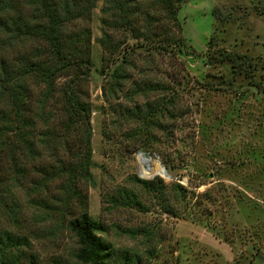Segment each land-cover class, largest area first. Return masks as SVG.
<instances>
[{
  "label": "rangeland",
  "instance_id": "1",
  "mask_svg": "<svg viewBox=\"0 0 264 264\" xmlns=\"http://www.w3.org/2000/svg\"><path fill=\"white\" fill-rule=\"evenodd\" d=\"M102 6L98 0L90 24L88 202L90 216L104 228L98 236L110 247L109 264H264V0H183L180 35L189 47L174 55L133 48L130 80L113 96L107 88L114 67L102 64ZM219 49L247 55L257 66L254 77H236L229 64L217 63ZM21 51L0 31V66ZM141 81L167 84L175 100L173 116L161 117L166 130L156 132L150 156L140 155L148 153L139 125L125 114L161 97L132 95L133 83ZM161 165L171 179L160 176ZM136 176L164 180L175 216L162 211L161 196L147 192ZM176 183L187 190L186 199H178ZM123 190L136 193L147 211L115 206L112 197ZM57 192L53 187L49 196ZM66 225L30 204L0 159V234L27 238L19 264L31 256L38 264H85L76 258L78 238Z\"/></svg>",
  "mask_w": 264,
  "mask_h": 264
},
{
  "label": "trees",
  "instance_id": "2",
  "mask_svg": "<svg viewBox=\"0 0 264 264\" xmlns=\"http://www.w3.org/2000/svg\"><path fill=\"white\" fill-rule=\"evenodd\" d=\"M97 1L0 0V31L10 45L23 49L0 66L3 172L26 193L30 204L47 208L51 215L66 222L67 229L78 238L76 258L85 264H109L111 255L109 245L98 236L104 228L90 216L88 202L92 180L89 80L94 65L90 24ZM182 1L103 0L100 44L103 67H114L107 88L111 96L130 80L128 70L136 65L129 57L133 48L174 55L189 47L180 35L178 13ZM131 40L135 43L130 44ZM217 53L213 59L229 64L236 77H254L257 66L247 55L226 49ZM170 89L162 82L133 83L132 95H161L157 101L125 112L138 123V138L146 153H151L159 141L156 132L166 130L161 117L173 116L175 100ZM135 180L147 192L160 195L162 211L173 214L166 204L167 185L163 179L144 181L136 176ZM53 187L57 195L49 196ZM172 188L179 200L186 199L184 186L176 183ZM111 202L139 212L148 209L130 190L119 191ZM10 213L16 219L13 209ZM27 243L26 237L2 232L0 264H19V249ZM28 262L38 264L34 256Z\"/></svg>",
  "mask_w": 264,
  "mask_h": 264
},
{
  "label": "water",
  "instance_id": "3",
  "mask_svg": "<svg viewBox=\"0 0 264 264\" xmlns=\"http://www.w3.org/2000/svg\"><path fill=\"white\" fill-rule=\"evenodd\" d=\"M140 155H146V156H150V154H145L144 152H140ZM160 176H163L164 178L167 179H171V177L167 174V170L165 169V167L163 165H161V173ZM143 178H146L144 176H142Z\"/></svg>",
  "mask_w": 264,
  "mask_h": 264
}]
</instances>
